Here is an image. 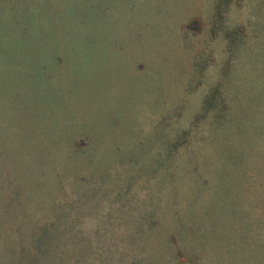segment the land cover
<instances>
[{
    "label": "rangeland",
    "instance_id": "1",
    "mask_svg": "<svg viewBox=\"0 0 264 264\" xmlns=\"http://www.w3.org/2000/svg\"><path fill=\"white\" fill-rule=\"evenodd\" d=\"M0 264H264V0H0Z\"/></svg>",
    "mask_w": 264,
    "mask_h": 264
}]
</instances>
